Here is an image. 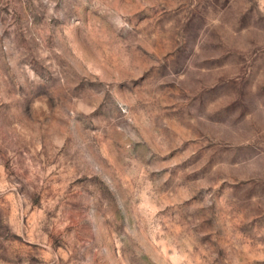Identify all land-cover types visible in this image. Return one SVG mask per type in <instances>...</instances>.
<instances>
[{"label":"rangeland","instance_id":"obj_1","mask_svg":"<svg viewBox=\"0 0 264 264\" xmlns=\"http://www.w3.org/2000/svg\"><path fill=\"white\" fill-rule=\"evenodd\" d=\"M0 264H264V0H0Z\"/></svg>","mask_w":264,"mask_h":264}]
</instances>
